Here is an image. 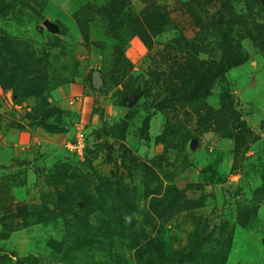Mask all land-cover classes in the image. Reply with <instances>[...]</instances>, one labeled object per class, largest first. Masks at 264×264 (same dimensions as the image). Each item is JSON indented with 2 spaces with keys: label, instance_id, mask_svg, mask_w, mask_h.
Returning <instances> with one entry per match:
<instances>
[{
  "label": "rangeland",
  "instance_id": "rangeland-1",
  "mask_svg": "<svg viewBox=\"0 0 264 264\" xmlns=\"http://www.w3.org/2000/svg\"><path fill=\"white\" fill-rule=\"evenodd\" d=\"M0 264H264V0H0Z\"/></svg>",
  "mask_w": 264,
  "mask_h": 264
},
{
  "label": "trees",
  "instance_id": "trees-1",
  "mask_svg": "<svg viewBox=\"0 0 264 264\" xmlns=\"http://www.w3.org/2000/svg\"><path fill=\"white\" fill-rule=\"evenodd\" d=\"M16 5V1H12L8 4V7L11 8L12 6ZM229 38L227 35L224 33L222 35L221 39V54H222V59L220 64L217 67H213L210 72L207 73V79L205 81V86L208 87V84L210 81H213L222 75H224L229 69L235 67L236 65L239 64L240 59L239 57L234 54L231 50H229L227 47L228 45ZM121 55H123V52L120 51ZM76 245V244H75Z\"/></svg>",
  "mask_w": 264,
  "mask_h": 264
},
{
  "label": "built area",
  "instance_id": "built-area-1",
  "mask_svg": "<svg viewBox=\"0 0 264 264\" xmlns=\"http://www.w3.org/2000/svg\"><path fill=\"white\" fill-rule=\"evenodd\" d=\"M68 146L72 152L77 153L76 150L79 151L84 146L83 134L78 133L73 142L69 143Z\"/></svg>",
  "mask_w": 264,
  "mask_h": 264
},
{
  "label": "water",
  "instance_id": "water-1",
  "mask_svg": "<svg viewBox=\"0 0 264 264\" xmlns=\"http://www.w3.org/2000/svg\"><path fill=\"white\" fill-rule=\"evenodd\" d=\"M43 24L49 29V30H52L54 31L56 29V25L54 23H51L50 21L48 20H44L43 21ZM97 75V72H94V77H96Z\"/></svg>",
  "mask_w": 264,
  "mask_h": 264
}]
</instances>
